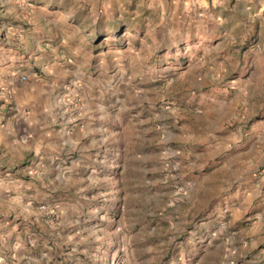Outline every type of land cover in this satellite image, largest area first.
Returning a JSON list of instances; mask_svg holds the SVG:
<instances>
[{
  "label": "rangeland",
  "instance_id": "rangeland-1",
  "mask_svg": "<svg viewBox=\"0 0 264 264\" xmlns=\"http://www.w3.org/2000/svg\"><path fill=\"white\" fill-rule=\"evenodd\" d=\"M15 78L94 133L29 168ZM0 112V264H264V0H0Z\"/></svg>",
  "mask_w": 264,
  "mask_h": 264
},
{
  "label": "crops",
  "instance_id": "crops-1",
  "mask_svg": "<svg viewBox=\"0 0 264 264\" xmlns=\"http://www.w3.org/2000/svg\"><path fill=\"white\" fill-rule=\"evenodd\" d=\"M11 82L13 103L11 101L12 106L4 116L8 113L13 115L5 121V128L13 141L14 138L18 139L21 135V137L26 136L25 149L28 156L31 157L30 161L27 160L31 164L29 168L34 170L38 168L37 159L33 157L45 153V150L51 153L53 147H77L81 145L83 139L91 137L90 133H94L89 125H84L82 128H73L66 138L65 133L62 134V131H58L49 118L50 112L54 109L46 100L45 90L35 85L24 86L20 83L19 78H15ZM0 113L2 114V112ZM4 116L0 117V121L5 118ZM10 150L13 158L16 155H21L13 146ZM11 164H14L13 160ZM31 186L30 182H25L23 187ZM23 199L29 201V206L35 200L34 196L28 195V193L24 195Z\"/></svg>",
  "mask_w": 264,
  "mask_h": 264
},
{
  "label": "built area",
  "instance_id": "built-area-1",
  "mask_svg": "<svg viewBox=\"0 0 264 264\" xmlns=\"http://www.w3.org/2000/svg\"><path fill=\"white\" fill-rule=\"evenodd\" d=\"M21 79H22V80H25V77H22ZM46 209H47V208H46L45 206H40V207H39V210L42 211V212L46 211Z\"/></svg>",
  "mask_w": 264,
  "mask_h": 264
}]
</instances>
